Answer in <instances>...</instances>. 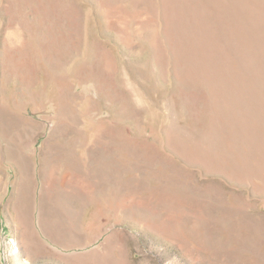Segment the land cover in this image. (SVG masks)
Segmentation results:
<instances>
[{"label":"rangeland","instance_id":"374dc122","mask_svg":"<svg viewBox=\"0 0 264 264\" xmlns=\"http://www.w3.org/2000/svg\"><path fill=\"white\" fill-rule=\"evenodd\" d=\"M203 120H264V0H0V264H264Z\"/></svg>","mask_w":264,"mask_h":264},{"label":"bare ground","instance_id":"6f19581e","mask_svg":"<svg viewBox=\"0 0 264 264\" xmlns=\"http://www.w3.org/2000/svg\"><path fill=\"white\" fill-rule=\"evenodd\" d=\"M216 106V114H218V112L222 114L220 101ZM223 106L225 107V104ZM202 125V127H204L202 130L203 134L207 133L210 136L212 134H216V136L219 135L221 139L225 140V157L227 156L229 158L230 163L232 162L241 168H248L249 166V161L245 159V156L249 151H260V153H264V120H203ZM24 179H26V177H24ZM23 188H17L16 192L19 197V202L13 213L14 220H18L19 222L21 221V223L25 221V217L31 212H29L26 208V202H28L26 201L27 191ZM29 210L32 209L30 208ZM28 220H26V223ZM43 224L44 223L41 225L43 226Z\"/></svg>","mask_w":264,"mask_h":264}]
</instances>
